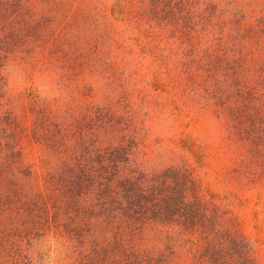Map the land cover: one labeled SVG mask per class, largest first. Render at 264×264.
<instances>
[{
  "label": "rangeland",
  "instance_id": "rangeland-1",
  "mask_svg": "<svg viewBox=\"0 0 264 264\" xmlns=\"http://www.w3.org/2000/svg\"><path fill=\"white\" fill-rule=\"evenodd\" d=\"M0 264H264V0H0Z\"/></svg>",
  "mask_w": 264,
  "mask_h": 264
}]
</instances>
